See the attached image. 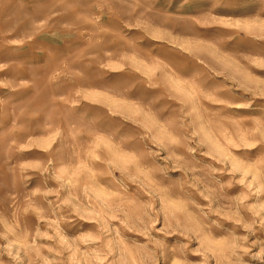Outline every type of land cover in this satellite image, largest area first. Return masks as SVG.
I'll use <instances>...</instances> for the list:
<instances>
[{"label":"rangeland","instance_id":"rangeland-1","mask_svg":"<svg viewBox=\"0 0 264 264\" xmlns=\"http://www.w3.org/2000/svg\"><path fill=\"white\" fill-rule=\"evenodd\" d=\"M0 264H264V0H0Z\"/></svg>","mask_w":264,"mask_h":264}]
</instances>
